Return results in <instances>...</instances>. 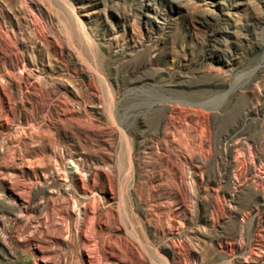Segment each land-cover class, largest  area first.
I'll return each instance as SVG.
<instances>
[{"label":"rangeland","instance_id":"rangeland-1","mask_svg":"<svg viewBox=\"0 0 264 264\" xmlns=\"http://www.w3.org/2000/svg\"><path fill=\"white\" fill-rule=\"evenodd\" d=\"M0 264H264V0H0Z\"/></svg>","mask_w":264,"mask_h":264}]
</instances>
